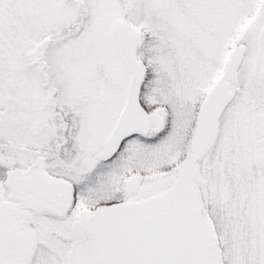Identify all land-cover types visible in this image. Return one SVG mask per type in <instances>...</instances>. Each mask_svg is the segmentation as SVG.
<instances>
[{
    "label": "snow or ice",
    "instance_id": "snow-or-ice-1",
    "mask_svg": "<svg viewBox=\"0 0 264 264\" xmlns=\"http://www.w3.org/2000/svg\"><path fill=\"white\" fill-rule=\"evenodd\" d=\"M0 264H264V0H0Z\"/></svg>",
    "mask_w": 264,
    "mask_h": 264
}]
</instances>
